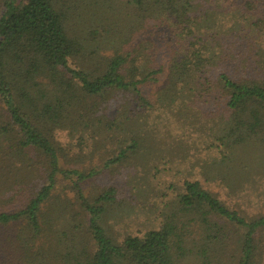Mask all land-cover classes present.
Listing matches in <instances>:
<instances>
[{
    "label": "trees",
    "instance_id": "16d2710c",
    "mask_svg": "<svg viewBox=\"0 0 264 264\" xmlns=\"http://www.w3.org/2000/svg\"><path fill=\"white\" fill-rule=\"evenodd\" d=\"M161 25L179 49L148 99L163 69L139 36ZM181 164L237 201L163 180ZM124 187L164 188L162 211L119 241ZM262 207L264 0H0V264H264Z\"/></svg>",
    "mask_w": 264,
    "mask_h": 264
},
{
    "label": "rangeland",
    "instance_id": "374dc122",
    "mask_svg": "<svg viewBox=\"0 0 264 264\" xmlns=\"http://www.w3.org/2000/svg\"><path fill=\"white\" fill-rule=\"evenodd\" d=\"M142 39L149 40L154 46V65L156 67L161 66L163 72L160 74L159 79L156 83L146 84L141 87L142 93L145 97L150 99L152 93L164 84V76L167 70V63L173 57L174 53L179 49V44L174 36L171 35L167 26L161 25L154 28H150L142 32L139 36ZM57 141L65 148L71 147L72 152H80L79 148H73L77 144L78 139L76 137L71 138V135L66 131H57L55 133ZM83 152H88V148L83 149ZM180 166V167H179ZM179 177L175 178L170 173L163 175V180L167 182H173L185 178L198 179L202 185L211 191L218 198L223 200L230 205H233L236 200V194L231 193L228 189L224 188L218 179L212 180L209 176H205L204 172L199 167L187 166V164L178 165ZM188 169V171H187ZM128 170V169H127ZM130 174L133 173L130 168ZM108 178L104 177L101 180L92 179L83 186L84 195H92L96 193L100 188L105 186ZM174 182V183H175ZM157 186H162V180L156 181ZM167 186V183H164ZM62 184L58 185L57 192L61 190ZM164 188H159L157 192V197L153 198H142L137 197L133 189L124 187L121 194L126 197V203L119 198V204L112 207V210L106 216V224L109 227L110 233L117 239L122 240L127 235H137L144 232L148 227L155 226L154 224H159L160 217L159 213L162 211V196L159 192H162ZM66 194L70 199L74 198V193L72 191L66 190ZM259 207L262 203H258ZM249 206V205H248ZM260 211H264V207ZM78 221L79 217L74 218L73 214H64L60 221L62 223L69 224L73 220ZM140 232V233H139ZM4 238L3 234H0V240ZM6 255V253H5Z\"/></svg>",
    "mask_w": 264,
    "mask_h": 264
}]
</instances>
